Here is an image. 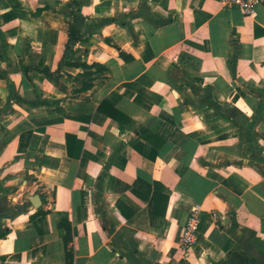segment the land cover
<instances>
[{"label":"crops","instance_id":"1","mask_svg":"<svg viewBox=\"0 0 264 264\" xmlns=\"http://www.w3.org/2000/svg\"><path fill=\"white\" fill-rule=\"evenodd\" d=\"M71 1L0 0V264H264V3Z\"/></svg>","mask_w":264,"mask_h":264},{"label":"built area","instance_id":"2","mask_svg":"<svg viewBox=\"0 0 264 264\" xmlns=\"http://www.w3.org/2000/svg\"><path fill=\"white\" fill-rule=\"evenodd\" d=\"M229 7H237L246 15H251L255 7L263 4L264 0H222ZM200 207L195 205L189 212L182 233L178 238V244L183 252H188L197 238Z\"/></svg>","mask_w":264,"mask_h":264},{"label":"trees","instance_id":"3","mask_svg":"<svg viewBox=\"0 0 264 264\" xmlns=\"http://www.w3.org/2000/svg\"><path fill=\"white\" fill-rule=\"evenodd\" d=\"M70 5H71V10H70L69 14H71L74 17V7L79 6L80 5V1L79 0H77V1H71L70 2ZM81 40H83V36L80 33V31L76 28L75 21L72 20L70 22V31L68 33L67 41L65 42V48H64V50L65 51L70 50L72 44H74V43H76L78 41H81ZM117 50L119 52V55L121 57H123L124 59H131L132 58L129 54H126L122 49L117 48ZM80 65L83 68H89L90 66H97L100 69H104L103 66H101L99 64H96V63H93L91 65H88L86 63H81ZM43 71L45 73H49V71L46 68H43ZM15 99L17 101H25L23 98H20V97H16ZM27 102L30 103V104H32V105L48 104L49 103L48 100H40L39 102H34V101H27ZM100 105H99L98 108L99 109H102V106H100ZM113 111L116 113V115H120V112L118 110L113 109ZM116 115L113 114L112 117L113 118H116ZM62 226L65 228V231H66V234H65V244L67 246L69 244V242H71V240H72V225H71V223L69 221H65V222L62 223ZM66 254L69 257V261L67 262V264H71L72 252H71V249L70 248L67 249V253Z\"/></svg>","mask_w":264,"mask_h":264},{"label":"rangeland","instance_id":"4","mask_svg":"<svg viewBox=\"0 0 264 264\" xmlns=\"http://www.w3.org/2000/svg\"><path fill=\"white\" fill-rule=\"evenodd\" d=\"M91 67H97V66H90L89 68H91ZM87 85H88V83H86V82L83 84L84 87L87 86Z\"/></svg>","mask_w":264,"mask_h":264}]
</instances>
